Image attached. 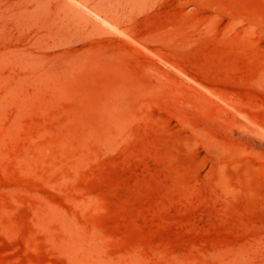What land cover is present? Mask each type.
I'll list each match as a JSON object with an SVG mask.
<instances>
[{"label":"rangeland","instance_id":"374dc122","mask_svg":"<svg viewBox=\"0 0 264 264\" xmlns=\"http://www.w3.org/2000/svg\"><path fill=\"white\" fill-rule=\"evenodd\" d=\"M107 2L0 0V264H264V0Z\"/></svg>","mask_w":264,"mask_h":264},{"label":"bare ground","instance_id":"6f19581e","mask_svg":"<svg viewBox=\"0 0 264 264\" xmlns=\"http://www.w3.org/2000/svg\"><path fill=\"white\" fill-rule=\"evenodd\" d=\"M34 1L36 6L39 8H42V6L44 5H49L50 7L53 6V8H55L56 10L63 11L69 15L73 14L76 20L75 24H78L83 19L90 21L91 17L88 14V12L89 11L91 12L92 10L94 11L93 13H95V19H92L93 22L92 24L94 25V27L97 26L98 28L100 23L102 24L106 21L107 22L110 21V17L108 16V11H107L108 9L107 0H34ZM112 3L116 5L117 1H113ZM100 20L101 21L104 20V22H100ZM213 157L217 159L216 156L213 155Z\"/></svg>","mask_w":264,"mask_h":264}]
</instances>
